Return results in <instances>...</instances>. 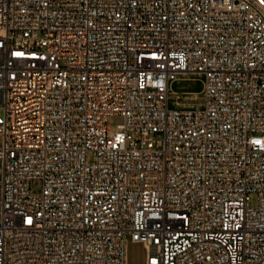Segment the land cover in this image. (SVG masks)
Returning a JSON list of instances; mask_svg holds the SVG:
<instances>
[{
	"label": "built area",
	"instance_id": "2783aa9c",
	"mask_svg": "<svg viewBox=\"0 0 264 264\" xmlns=\"http://www.w3.org/2000/svg\"><path fill=\"white\" fill-rule=\"evenodd\" d=\"M185 74L203 102L172 108ZM130 243L264 264V0H0V264Z\"/></svg>",
	"mask_w": 264,
	"mask_h": 264
},
{
	"label": "rangeland",
	"instance_id": "374dc122",
	"mask_svg": "<svg viewBox=\"0 0 264 264\" xmlns=\"http://www.w3.org/2000/svg\"><path fill=\"white\" fill-rule=\"evenodd\" d=\"M192 78H183L176 82L173 87V94L171 98V107L190 108L192 106H199L203 102L202 90L203 81L201 76L192 75ZM192 93V94H190ZM179 103L176 106L174 103ZM124 120L122 116H111L108 120V126L110 127V134H114L118 126L123 124ZM91 159V158H90ZM33 190L39 192L40 183H33ZM256 203V198H252V204ZM147 256V251L144 245L137 243H130L128 246V263L129 264H144Z\"/></svg>",
	"mask_w": 264,
	"mask_h": 264
},
{
	"label": "bare ground",
	"instance_id": "6f19581e",
	"mask_svg": "<svg viewBox=\"0 0 264 264\" xmlns=\"http://www.w3.org/2000/svg\"><path fill=\"white\" fill-rule=\"evenodd\" d=\"M189 77H190V76H189L188 74H185L184 76L180 77L177 81L173 82L172 87H171V90H170V98H172L174 84H175L176 82L180 81V79H183V78H189ZM190 78H192V77H190ZM202 93H203V90H202ZM190 94H192V93H190ZM174 104H175L176 106H179V105H178L179 103H176V102H175Z\"/></svg>",
	"mask_w": 264,
	"mask_h": 264
}]
</instances>
